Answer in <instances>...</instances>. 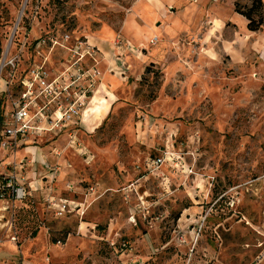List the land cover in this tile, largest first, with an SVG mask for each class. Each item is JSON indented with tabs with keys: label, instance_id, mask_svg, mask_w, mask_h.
Wrapping results in <instances>:
<instances>
[{
	"label": "rangeland",
	"instance_id": "rangeland-1",
	"mask_svg": "<svg viewBox=\"0 0 264 264\" xmlns=\"http://www.w3.org/2000/svg\"><path fill=\"white\" fill-rule=\"evenodd\" d=\"M237 3L253 1L0 0V63L9 43L63 31L137 49L113 67L102 122L97 91L92 127L0 147V177L26 161L29 192L0 199V264H264V23L251 31ZM63 59L53 51L50 68Z\"/></svg>",
	"mask_w": 264,
	"mask_h": 264
},
{
	"label": "built area",
	"instance_id": "built-area-1",
	"mask_svg": "<svg viewBox=\"0 0 264 264\" xmlns=\"http://www.w3.org/2000/svg\"><path fill=\"white\" fill-rule=\"evenodd\" d=\"M28 39L18 45L15 53H12L15 46L9 43L0 63V78L5 72L8 78L0 79V83L4 82L0 91L3 99L0 147L6 152H16L23 146L38 144L45 137L76 128L103 77L101 52L88 37L63 31L41 36L29 44ZM157 39H152V43ZM115 45H121V40L117 39ZM30 49L33 60L20 69L22 57ZM56 49L64 59L59 67L51 69V53ZM25 162L14 160L10 163L14 170L0 177L1 200L23 202L26 199L29 192L17 173L26 169ZM162 162L159 157L153 166L157 168ZM50 204L58 215H64L72 206L68 200L50 201Z\"/></svg>",
	"mask_w": 264,
	"mask_h": 264
},
{
	"label": "crops",
	"instance_id": "crops-1",
	"mask_svg": "<svg viewBox=\"0 0 264 264\" xmlns=\"http://www.w3.org/2000/svg\"><path fill=\"white\" fill-rule=\"evenodd\" d=\"M110 34L111 33H97L90 38L88 37L90 41L99 48L101 52V59L103 61H106L107 64L109 65L108 69L110 68V70H106V73L104 70H102L103 77L101 80V84L98 88V91H100V94H99L100 98H106L109 101V105L106 108V113L103 115V118L99 122H102L107 116L110 115L112 107H113V102L115 98L113 97L114 96L113 93L108 92L107 90L108 87L110 86V84L120 82L121 80V79H115L114 77L115 75L111 74L112 71L115 70L113 67H118V65L121 63L123 68L127 69L126 64L129 63V60H130L129 58H132V56L135 55V51H137V49L134 48L133 44H130L128 46L124 44L117 45V46L112 45L110 38H109L111 36ZM123 55H126V56H123ZM106 90L108 92L107 94L108 96L107 97L101 96V94L105 92ZM95 97L96 95L94 96V98ZM89 108L90 110L88 109L89 110L88 117L85 118V116H83L82 121H81V124L86 128H90L92 127L94 123H96L92 121V114H93L92 108H94V104H93V107L90 106ZM34 176H36L34 172L29 174L30 187L37 195H39L41 194L40 192L42 191V187L44 186V181H40V179H37Z\"/></svg>",
	"mask_w": 264,
	"mask_h": 264
},
{
	"label": "trees",
	"instance_id": "trees-1",
	"mask_svg": "<svg viewBox=\"0 0 264 264\" xmlns=\"http://www.w3.org/2000/svg\"><path fill=\"white\" fill-rule=\"evenodd\" d=\"M253 1V4L252 6L250 7V9L246 12H242L240 11L239 9V4L237 3L236 5V12L243 15L244 17H246L248 20H249V23H248V28L251 30V31H258L260 29V27L263 25L264 23V20H263V17H260L259 20L257 21L255 18H254V14L262 8V0H252ZM2 103H3V99L0 100V129L2 127V120H3V108H2ZM60 239L58 238H54L53 239V243H57ZM66 241V236L64 238V242Z\"/></svg>",
	"mask_w": 264,
	"mask_h": 264
}]
</instances>
